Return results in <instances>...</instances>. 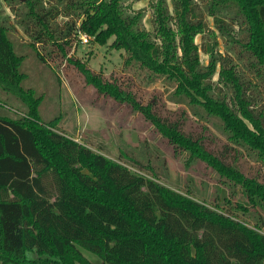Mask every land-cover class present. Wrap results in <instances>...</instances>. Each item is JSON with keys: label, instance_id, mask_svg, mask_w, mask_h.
<instances>
[{"label": "trees", "instance_id": "obj_1", "mask_svg": "<svg viewBox=\"0 0 264 264\" xmlns=\"http://www.w3.org/2000/svg\"><path fill=\"white\" fill-rule=\"evenodd\" d=\"M133 1L21 2L35 42L65 51L83 33L100 44L113 37L146 85L171 87L169 100L185 106L162 113L69 58L98 95L142 113L188 165L218 173L228 196L212 203L167 186L138 161L77 140L58 117L44 121L22 67L27 49L43 65L46 52L16 44L0 24V85L29 108L16 120L0 115V264H264V0H153L151 29ZM212 24L231 51L221 52Z\"/></svg>", "mask_w": 264, "mask_h": 264}, {"label": "rangeland", "instance_id": "obj_2", "mask_svg": "<svg viewBox=\"0 0 264 264\" xmlns=\"http://www.w3.org/2000/svg\"><path fill=\"white\" fill-rule=\"evenodd\" d=\"M40 1L47 5L46 0ZM152 2H132L133 8L144 10L143 21L149 29L152 28ZM13 5L15 9L9 0H0V24L9 28L16 44H36V49L46 52L44 54L48 59L46 65H43L34 54L35 51L29 48L22 67L28 75L25 86L36 89L37 94L43 98L41 116L44 121L58 117L56 123L62 130L110 158L122 157L130 163L138 161L167 186L177 190L191 189L198 198L208 202H223L229 189L218 173L205 163L188 165L185 154L175 149L142 113L112 96L98 95L95 87L86 82L76 63L69 58L86 62L105 78L128 86L144 103L153 100L155 108L162 113H171L173 109L185 106L184 103L169 100L171 87L162 80L146 85L142 81L144 70L135 65L125 66L126 52L112 46L113 37L105 44L95 42L93 38L86 43L75 39L65 51L59 50L57 46L52 50L50 41L35 42L30 34L34 23L30 15H27L28 6L21 1L13 2ZM64 19L61 17L59 20ZM212 27L217 32L221 52L231 51L228 36H223L213 24ZM241 49L236 46V50ZM239 55L236 60L241 65L246 58L240 55L239 59ZM203 58L207 59V55ZM28 109L21 97L0 85L1 116L16 120L26 117ZM83 253L92 261H100L97 255L87 250H83Z\"/></svg>", "mask_w": 264, "mask_h": 264}, {"label": "built area", "instance_id": "obj_3", "mask_svg": "<svg viewBox=\"0 0 264 264\" xmlns=\"http://www.w3.org/2000/svg\"><path fill=\"white\" fill-rule=\"evenodd\" d=\"M81 41L83 42V43H86V42H88V40H89V36L87 35V34H81Z\"/></svg>", "mask_w": 264, "mask_h": 264}, {"label": "water", "instance_id": "obj_4", "mask_svg": "<svg viewBox=\"0 0 264 264\" xmlns=\"http://www.w3.org/2000/svg\"><path fill=\"white\" fill-rule=\"evenodd\" d=\"M21 1H26V0H21Z\"/></svg>", "mask_w": 264, "mask_h": 264}]
</instances>
